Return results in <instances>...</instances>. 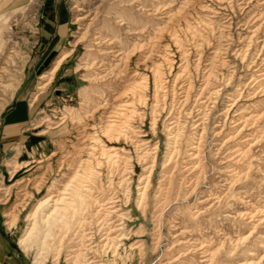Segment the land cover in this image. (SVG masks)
I'll list each match as a JSON object with an SVG mask.
<instances>
[{
	"label": "rangeland",
	"instance_id": "1",
	"mask_svg": "<svg viewBox=\"0 0 264 264\" xmlns=\"http://www.w3.org/2000/svg\"><path fill=\"white\" fill-rule=\"evenodd\" d=\"M260 1H0V264L33 263L37 245L24 253L18 243L27 214L79 168L87 134L100 133L110 110L128 99L117 96L135 71L147 78L146 100L126 116L127 138L100 135L123 149L122 158L112 163L96 151L83 181L88 192L74 199L76 211L51 240L44 264L56 256L57 264H74L83 234L93 264H200L203 244L213 264H239L250 252L260 258L264 78H253L264 67V18L252 24L264 13ZM57 6L66 13L63 39L29 68L31 55L40 54L41 15ZM258 24V37L247 38ZM22 79L32 114L23 134L1 138ZM245 117L251 120L242 126ZM17 138L27 146L16 147ZM154 156L139 201L137 187Z\"/></svg>",
	"mask_w": 264,
	"mask_h": 264
},
{
	"label": "bare ground",
	"instance_id": "2",
	"mask_svg": "<svg viewBox=\"0 0 264 264\" xmlns=\"http://www.w3.org/2000/svg\"><path fill=\"white\" fill-rule=\"evenodd\" d=\"M260 3L264 4V0L260 1ZM262 18H264V13L258 12L254 14L252 24L254 23L253 25H255L257 23L256 21ZM260 27L261 24L256 25L250 31V35L247 38L252 39L253 37H258ZM261 42L262 44L259 50L264 48V39L261 40ZM65 55L66 53L62 55L59 60H61V58ZM54 70L55 67L52 68L49 73H52ZM152 70L155 77V88H159L161 80L159 64L155 63ZM257 71L258 72L253 79L255 82H259V84H261L264 78V67L259 68ZM130 78L132 80L129 82L128 86L122 90L119 94L120 96H117V99H121V101L124 97L128 99L115 104L114 109L110 110V114L108 115L109 119H107V123H105V125L101 128L100 133L92 132L87 134L85 140L87 143L84 145L86 149V157L80 159L79 168L69 176L66 182L58 189L56 194L52 192L47 193L44 197L37 201V204L27 214L26 218L28 222L24 226V230L18 238V243L24 253L31 251L34 246L37 245V250L34 254L32 264H44V261L46 260V252L50 246L51 240L59 236L61 229L65 233V228H67L68 223L67 217L70 221L71 216H73L76 211V207L73 204L74 199L81 198L82 196L84 197L85 193L88 192V188L85 187L86 184H83V181L85 177H88L87 174L90 173V163L92 162L96 151L100 150V153L104 154L108 158V161H112V163L117 159L122 158V153L124 152L121 150L123 149L119 150L118 147L114 145L108 146L102 143L100 135L107 137L108 141H117L121 137L127 138L126 130L128 128V123L127 125L123 123L127 121V115H133L136 113L137 105L141 102L145 103L146 98L144 93L147 88V78L145 75L135 71L130 74ZM127 93L130 95L126 96ZM155 120L156 118H153V127H155ZM249 120L251 119H248L247 117L242 119V126L245 123H248ZM141 160L145 161V158ZM154 160L155 156L152 163L146 166L148 174H145L142 178H140L142 184L137 187L139 189V201L144 198V194L146 193ZM149 168L151 169L149 170ZM126 178H123V180ZM106 203L113 206L112 198L110 197ZM11 220V225H14L16 215L12 216ZM84 236L85 234L81 235L77 244H75L76 247L74 248L73 255L74 264H93L94 262V260H89V247L85 243L86 239L83 238ZM200 248V261L202 262L200 264H213L214 252L209 251L208 245L206 244H203ZM249 254L250 256L242 259L239 264H256L259 260L261 261V259L264 258V252L258 260H255L254 256H252L253 252H250ZM54 260L55 264H57V256Z\"/></svg>",
	"mask_w": 264,
	"mask_h": 264
},
{
	"label": "crops",
	"instance_id": "3",
	"mask_svg": "<svg viewBox=\"0 0 264 264\" xmlns=\"http://www.w3.org/2000/svg\"><path fill=\"white\" fill-rule=\"evenodd\" d=\"M1 1V0H0ZM6 1H26V0H4V2ZM51 2H54L53 6H56V3L58 0H48ZM55 10H52L51 13L46 14V16L44 17V15L41 17L43 18V22H45L43 24V27L39 28V33L42 37V41L39 42L38 46H37V51H40V54H35V55H31L30 60L27 62V67H31L33 66V68H37L42 62L43 60L50 55L52 52L56 51L58 48L59 43L62 41L63 36H62V30L63 27L66 25L67 20H66V13L65 11L57 6L55 7ZM64 35V34H63ZM41 47V50H39L38 48ZM53 61L52 63H50V67H52ZM23 78H24V74H23ZM24 83V79L21 80V82L17 85L13 96L10 100V103H14L12 110L9 112V115H7L6 119H5V123H4V129H3V133H2V137L4 138L5 136H7L8 134L11 135V133H13L14 131H21V133L23 134V124L22 122L26 119L27 117L30 116L31 113V109H30V105L28 106V110H25V101L28 100V97L31 96V92H29L28 94L23 93L22 91V84ZM35 87V86H34ZM33 87V89H34ZM48 88V87H47ZM48 90V89H47ZM43 92H39V94H42ZM37 95V96H38ZM69 95V94H68ZM52 98V94L50 93V91H46L45 97L44 98ZM16 133V132H15ZM14 142V141H13ZM12 142V143H13ZM16 147L20 146L21 148L26 147V143H23L22 139H16ZM9 167H12L15 165L12 164H8ZM29 169V168H28ZM28 169H26V172H28Z\"/></svg>",
	"mask_w": 264,
	"mask_h": 264
},
{
	"label": "built area",
	"instance_id": "4",
	"mask_svg": "<svg viewBox=\"0 0 264 264\" xmlns=\"http://www.w3.org/2000/svg\"><path fill=\"white\" fill-rule=\"evenodd\" d=\"M33 18H35V17L33 16ZM32 24H33L34 30L36 31V29H37V25H38V19L36 18L35 21H32ZM61 98L64 99L63 96H61ZM58 111H60V110H58ZM41 112L44 113V110L41 111ZM58 119H59V122H63V121H64V117H63L62 115H61ZM59 122H58V123H59ZM33 129H34V127H33Z\"/></svg>",
	"mask_w": 264,
	"mask_h": 264
}]
</instances>
